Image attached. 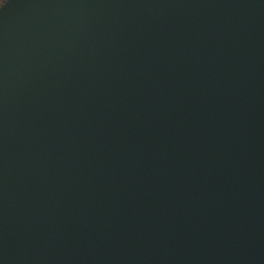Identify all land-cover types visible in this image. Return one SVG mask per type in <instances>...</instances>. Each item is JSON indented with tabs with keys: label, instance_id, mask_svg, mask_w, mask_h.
Returning a JSON list of instances; mask_svg holds the SVG:
<instances>
[{
	"label": "water",
	"instance_id": "1",
	"mask_svg": "<svg viewBox=\"0 0 264 264\" xmlns=\"http://www.w3.org/2000/svg\"><path fill=\"white\" fill-rule=\"evenodd\" d=\"M0 264H264V0H9Z\"/></svg>",
	"mask_w": 264,
	"mask_h": 264
},
{
	"label": "clouds",
	"instance_id": "2",
	"mask_svg": "<svg viewBox=\"0 0 264 264\" xmlns=\"http://www.w3.org/2000/svg\"><path fill=\"white\" fill-rule=\"evenodd\" d=\"M9 0H0V9L5 8V5H7Z\"/></svg>",
	"mask_w": 264,
	"mask_h": 264
},
{
	"label": "snow or ice",
	"instance_id": "3",
	"mask_svg": "<svg viewBox=\"0 0 264 264\" xmlns=\"http://www.w3.org/2000/svg\"><path fill=\"white\" fill-rule=\"evenodd\" d=\"M7 5H5V7H6Z\"/></svg>",
	"mask_w": 264,
	"mask_h": 264
},
{
	"label": "flooded vegetation",
	"instance_id": "4",
	"mask_svg": "<svg viewBox=\"0 0 264 264\" xmlns=\"http://www.w3.org/2000/svg\"><path fill=\"white\" fill-rule=\"evenodd\" d=\"M1 10V9H0Z\"/></svg>",
	"mask_w": 264,
	"mask_h": 264
}]
</instances>
